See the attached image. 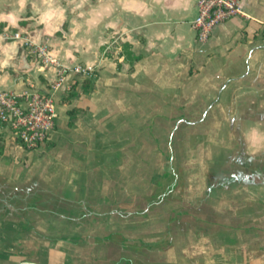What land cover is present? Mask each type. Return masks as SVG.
<instances>
[{
    "label": "crops",
    "instance_id": "1",
    "mask_svg": "<svg viewBox=\"0 0 264 264\" xmlns=\"http://www.w3.org/2000/svg\"><path fill=\"white\" fill-rule=\"evenodd\" d=\"M196 1L0 0V88L55 78L22 36L92 69L36 148L0 122V264H264V0L205 41ZM169 167L181 182L148 201Z\"/></svg>",
    "mask_w": 264,
    "mask_h": 264
},
{
    "label": "built area",
    "instance_id": "2",
    "mask_svg": "<svg viewBox=\"0 0 264 264\" xmlns=\"http://www.w3.org/2000/svg\"><path fill=\"white\" fill-rule=\"evenodd\" d=\"M240 13V0H197L196 13L190 21L196 40L205 41L215 25ZM11 36L20 37L18 32ZM22 44L35 61L52 65L56 72L46 90L0 88V122L12 131L20 146L32 149L44 142L54 126L55 93L63 85L65 76L88 75L92 69L81 65H61L45 43H33L22 36Z\"/></svg>",
    "mask_w": 264,
    "mask_h": 264
},
{
    "label": "trees",
    "instance_id": "3",
    "mask_svg": "<svg viewBox=\"0 0 264 264\" xmlns=\"http://www.w3.org/2000/svg\"><path fill=\"white\" fill-rule=\"evenodd\" d=\"M129 44L127 42L122 43V50L128 56L130 60L139 58V55H130L131 51L128 49ZM86 79H83L85 82ZM72 109L68 110L71 112ZM181 182V177L176 174V171L173 167H169L167 169L164 168V172L161 175L155 176V184L156 190L148 197V201L151 200H158L160 197H164L167 194V186H174L177 183ZM104 237V238H108ZM118 244L126 247V246H135V247H150L154 246L159 249H166L170 246V235L169 232L166 231L164 234L156 237L155 239L151 240L150 242L145 238H134L122 235L121 238L117 241Z\"/></svg>",
    "mask_w": 264,
    "mask_h": 264
},
{
    "label": "water",
    "instance_id": "4",
    "mask_svg": "<svg viewBox=\"0 0 264 264\" xmlns=\"http://www.w3.org/2000/svg\"><path fill=\"white\" fill-rule=\"evenodd\" d=\"M17 264H39V263H35V262H31V261H20Z\"/></svg>",
    "mask_w": 264,
    "mask_h": 264
},
{
    "label": "rangeland",
    "instance_id": "5",
    "mask_svg": "<svg viewBox=\"0 0 264 264\" xmlns=\"http://www.w3.org/2000/svg\"><path fill=\"white\" fill-rule=\"evenodd\" d=\"M145 239H147V238H145ZM149 242L151 241V240H153V239H147Z\"/></svg>",
    "mask_w": 264,
    "mask_h": 264
}]
</instances>
